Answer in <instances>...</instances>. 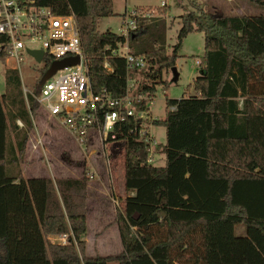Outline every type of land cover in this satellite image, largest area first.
<instances>
[{
	"label": "trees",
	"instance_id": "1",
	"mask_svg": "<svg viewBox=\"0 0 264 264\" xmlns=\"http://www.w3.org/2000/svg\"><path fill=\"white\" fill-rule=\"evenodd\" d=\"M34 1L75 15L93 92L129 94L138 110H147L157 86L169 83L163 73L175 66L189 33H203L204 52L193 93L166 99L164 118L150 120L165 128L159 146L164 165L148 162L143 138L129 131L140 128L139 118L127 117L118 130L117 138L125 140L127 196L115 214L122 244L117 256L86 253L85 167L80 177L22 176L38 103L24 95L18 77L6 75L7 91L0 95V264H264V0H248L256 13L198 8L182 14L170 52L166 6L156 16L136 13L125 37L98 30L100 18L114 15L112 0ZM126 39L133 54L144 55V68L129 69L125 57L105 50ZM235 146L250 158L244 161ZM234 162L245 163L246 171L230 169ZM59 234H67L64 244L48 239Z\"/></svg>",
	"mask_w": 264,
	"mask_h": 264
},
{
	"label": "built area",
	"instance_id": "2",
	"mask_svg": "<svg viewBox=\"0 0 264 264\" xmlns=\"http://www.w3.org/2000/svg\"><path fill=\"white\" fill-rule=\"evenodd\" d=\"M135 16L136 12L132 10L129 18L124 19L119 33L126 37L135 28ZM26 49L27 52L43 50L41 61L50 59L45 70L53 61L78 57L77 63L58 69L38 86V93L34 97L49 117L68 132L86 157L95 160L94 153L99 155L101 160H98L97 168L93 163H88L86 175L89 180L103 178L102 167L105 164L111 167L113 162V158H107V155L115 154L118 145L125 144L124 139L117 137L127 117L140 119V128L133 126L129 131L143 138L147 145L148 162L153 163V148L157 143L148 129L150 106L145 111L138 110L129 94L113 97L106 91L93 92L77 19L73 13H54L49 7L37 5L34 0H0V55H4L7 63L13 60L19 68L22 51ZM105 50L110 51L111 55L125 57L129 69L145 67L144 55L133 54L127 39L115 47L107 45ZM103 66L111 70L107 60ZM112 201L119 205L116 198ZM66 239L67 234H59L55 241L64 244Z\"/></svg>",
	"mask_w": 264,
	"mask_h": 264
},
{
	"label": "rangeland",
	"instance_id": "3",
	"mask_svg": "<svg viewBox=\"0 0 264 264\" xmlns=\"http://www.w3.org/2000/svg\"><path fill=\"white\" fill-rule=\"evenodd\" d=\"M160 1L161 0H112L114 15L100 18L98 30L101 32L110 30L119 33L120 29L124 26V19H128V14L139 4L150 5L151 9L155 8V10L154 12H150V9L138 7L134 9L136 13L142 16L159 15L157 6H159ZM244 1L246 0L216 1V12L219 14H231V6L239 4V6L242 7V13H252L253 9H250L247 5L244 6ZM167 2L169 4L168 13L170 16L166 19L168 23L166 48L167 51L170 52L172 45L176 42L177 30L180 27V21L178 18L174 17L175 15L179 14L183 8L187 9L185 13L197 11L198 8H204L206 11L210 12L212 11L210 7L211 0H167ZM138 9L140 12H138ZM233 9L236 8L234 7ZM234 11L239 13L236 10ZM203 52L204 37L202 32L193 31L183 39L177 52L178 57L175 61V66L179 73L178 79L176 81H170L172 73L170 71L167 73L164 72L163 78L169 83L157 86V91L150 104L149 114L154 120L164 118L167 109L166 99H179L182 96H188L193 93L192 83L199 73L200 68L196 60L202 59ZM49 60L50 59L37 62L26 49L22 51L19 68L15 66L13 60H11L9 64L0 61V95L7 91L6 75L9 74L13 78L18 77L24 95L29 93L33 97L36 96L38 93V82L42 78L46 63ZM133 83L134 80L130 79L129 84L132 85ZM23 84L25 86H23ZM12 91L16 92V89H12ZM151 127V131L156 137L158 147L162 146L165 143L166 137L164 126L152 124ZM120 145H118V147L116 145L115 154L107 155V158H117V160L115 162L111 161V167H108V164L102 167L101 171L103 172V178L89 180V186L87 187L90 206H97L100 210H103V224L98 226L94 224L96 217L93 213L91 217V231L83 236L86 244L88 240L85 237L89 239L91 248H88V252L93 256H117L122 252V244L115 218L118 206L114 205L111 201H106V208H103L102 201H95L92 198V196H102V199L99 200H104V195H113L116 188H120V161L123 159V147H125V144L122 143ZM120 149L121 152L119 151ZM94 155L96 157L95 160L86 157V155L79 150L74 139L56 120L49 117L38 103L36 114L33 117V127L29 130L26 153L21 159L22 163L20 164L24 176L33 177L44 175L52 180L61 177H80L83 173V167L86 166L85 169L88 168L89 165L87 163H93L94 168H97L98 160L100 161L101 159L98 154L94 153ZM115 155H117V157H115ZM110 172H113V174L111 175ZM121 192H123L122 188ZM120 203H122L121 206H123L124 200H121ZM241 229L240 227L238 230L240 231ZM109 264L117 263L111 262Z\"/></svg>",
	"mask_w": 264,
	"mask_h": 264
},
{
	"label": "crops",
	"instance_id": "4",
	"mask_svg": "<svg viewBox=\"0 0 264 264\" xmlns=\"http://www.w3.org/2000/svg\"><path fill=\"white\" fill-rule=\"evenodd\" d=\"M216 1H219V0H211V3H210V7H211V11L212 12H214V11H216L217 10V4H216ZM223 3V2H222ZM224 4V3H223ZM235 4V3H234ZM244 6H248L250 9H253V11H252V13H256L258 10L256 9V8H253L251 5H250V3L246 0V1H244ZM158 5V4H157ZM162 5H166L167 7H166V11H165V14L164 15H162L165 19H167L170 15H169V4H168V2H167V0H161L160 1V4H159V6H157V8L158 7H160V6H162ZM232 5V4H231ZM238 6V7H237ZM138 7H145V8H147V9H150V12H154V10H155V8L154 9H151V7H150V5H136L135 7H134V9L135 8H138ZM236 8V9H233V8ZM242 7L241 6H239V4H235V5H232L231 6V14H242V9H241ZM133 9V10H134ZM139 9H141V8H139ZM202 9H204V8H202ZM241 9V10H240ZM186 10L187 9H185V8H183V10H181L180 11V13L179 14H177V15H173L174 17H176V18H178L179 19V17L182 15V14H184L185 12H186ZM233 10V11H232ZM234 10H236L237 12H239V13H236ZM168 24V23H167ZM1 61V60H0ZM2 62V61H1ZM5 64L7 63V62H5V60L3 61ZM199 62H200V60H196V63L197 64H199ZM7 64H9V62L7 63ZM13 67V66H12ZM198 75V74H197ZM23 86H25L24 84H23ZM39 89V88H38ZM25 96H26V94H25ZM150 109V108H149ZM148 116L150 117L149 119L151 120V119H153L151 116H150V114H149V112H148ZM32 122H33V119H32ZM16 123L21 127L23 124H22V122L19 120V119H17L16 120ZM152 126V124H149V127H148V129H149V131H150V133H151V135H152V137L156 140V137H155V135L152 133V131H151V127ZM67 132V131H66ZM68 133V132H67ZM156 143H157V141H156ZM236 146H238V145H236ZM236 146H235V148H236ZM241 147H238V148H236L235 150L236 151H238V152H242L244 155V157L242 158L244 161L246 160V159H248V158H250V156L249 155H247L246 154V152H244V150H241L240 149ZM244 148V147H243ZM122 149V148H121ZM121 152V151H120ZM237 152V153H238ZM115 157H117V155H115ZM119 157H120V155H119ZM115 159V160H114ZM113 159V161L115 162L116 160H117V158H114ZM120 161V160H119ZM124 162H125V147H123V159H122V161H120V163H121V181H120V188H116V190H115V195L113 194V195H104L103 197V199L104 200H99V199H102V196H92V198H93V200H95V201H102L103 202V208H106V201H111V202H113L112 201V199L113 198H116V200H118V203H119V205L118 206H121V204L122 203H120L121 202V200H124L125 198H126V196H127V192L125 191V186H124V182H125V177H124V174H125V167H124ZM153 163L154 164H158V165H164V154L161 152V150H160V148L158 147V143L154 146V148H153ZM236 162H234V163H229V165H228V167L230 168V169H234V170H236V171H238V172H244V171H246V167H245V163H236ZM88 164V163H87ZM86 167V166H85ZM87 169V168H86ZM257 169H255V171H256ZM21 173H22V176L24 177V178H31L30 176H24V172H22V169H21ZM33 177H46V176H44V175H42V176H33ZM88 184H89V182H88ZM89 186V185H88ZM121 188L123 189V192H121ZM131 195H133V193H130ZM120 196V197H119ZM114 203V202H113ZM114 205H115V203H114ZM105 210V209H104ZM93 213L95 214V217H96V220H95V222H94V224H96L97 226L98 225H102L103 224V210H100L97 206L96 207H92V206H90V204H89V194L87 195V202H86V215H87V232H89V231H91V217L93 216ZM94 237V236H93ZM87 240H88V242H87V244H86V247H87V255L88 256H93L92 254H90V252H88V248H91V246L89 245V239L87 238V237H85ZM48 239L50 240V241H52V242H54V243H58V242H56L55 241V239H56V235H50V236H48ZM94 239H95V237H94Z\"/></svg>",
	"mask_w": 264,
	"mask_h": 264
},
{
	"label": "water",
	"instance_id": "5",
	"mask_svg": "<svg viewBox=\"0 0 264 264\" xmlns=\"http://www.w3.org/2000/svg\"><path fill=\"white\" fill-rule=\"evenodd\" d=\"M30 54H32L35 59L40 62L43 57V50L41 49H36V50H29L28 51ZM78 62V57H70V58H65L60 61H53L50 66L45 70L42 78L39 81L38 86H40L46 79L51 77L58 69L63 68L64 66L68 65H73ZM171 73H172V81H176L178 79L179 73L177 71L176 66L171 67Z\"/></svg>",
	"mask_w": 264,
	"mask_h": 264
},
{
	"label": "flooded vegetation",
	"instance_id": "6",
	"mask_svg": "<svg viewBox=\"0 0 264 264\" xmlns=\"http://www.w3.org/2000/svg\"><path fill=\"white\" fill-rule=\"evenodd\" d=\"M47 60V59H46Z\"/></svg>",
	"mask_w": 264,
	"mask_h": 264
}]
</instances>
